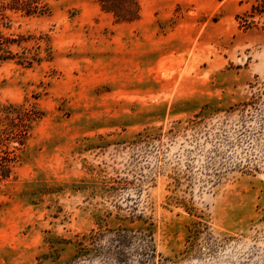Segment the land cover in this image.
<instances>
[{
  "label": "rangeland",
  "instance_id": "1",
  "mask_svg": "<svg viewBox=\"0 0 264 264\" xmlns=\"http://www.w3.org/2000/svg\"><path fill=\"white\" fill-rule=\"evenodd\" d=\"M137 2L132 22L100 0L4 11L0 133L31 119L0 264H117L103 241L79 256L113 229L151 247L124 264H264V0ZM195 116L204 137L176 132Z\"/></svg>",
  "mask_w": 264,
  "mask_h": 264
},
{
  "label": "trees",
  "instance_id": "2",
  "mask_svg": "<svg viewBox=\"0 0 264 264\" xmlns=\"http://www.w3.org/2000/svg\"><path fill=\"white\" fill-rule=\"evenodd\" d=\"M221 1V0H218ZM102 10L112 13L117 22H132L138 18V2L137 0H100ZM6 9H15L22 10L26 14H36L42 11V7L38 5V0H8L0 1V22H3L7 19L4 11ZM13 42V40L4 37L0 33V58L7 59L10 55V52L6 49V45ZM246 106V105H245ZM233 108L229 111H226L223 122L229 119V114L233 112ZM245 108L240 110V114L245 112ZM29 114L27 113V118L23 120L21 118H11L9 121V126L6 130L0 133V180L9 178L11 174V163L13 162V157L11 154L13 151L9 150V143L11 141L17 142L19 145L23 144L22 137L27 132V127L29 120ZM242 117V116H241ZM17 120V121H15ZM205 118L199 119L198 116H195L193 120L187 122V124L179 129H176V132L182 133L185 135L191 136L193 140H196L198 136H205L207 131L203 126ZM239 121H242L241 119ZM135 239L141 241L142 244H145V250L147 252L151 250L149 245H146L147 240L144 236H135V232L129 229H113L108 230L107 233H96L91 236L89 248H80L79 256H86L90 249H94V245H98L100 250L103 249L102 246H99L103 241L105 246L113 252L111 254V261L114 263H123L126 262V255L123 253V249L128 248L130 245H133ZM146 252V251H144ZM147 256L150 253H146ZM103 257V256H102ZM108 258V257H107ZM103 259V258H102Z\"/></svg>",
  "mask_w": 264,
  "mask_h": 264
}]
</instances>
